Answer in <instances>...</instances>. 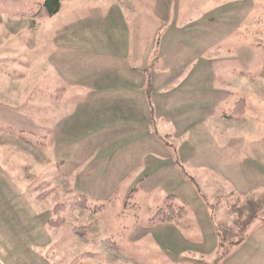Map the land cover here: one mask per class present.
Listing matches in <instances>:
<instances>
[{"label": "rangeland", "instance_id": "374dc122", "mask_svg": "<svg viewBox=\"0 0 264 264\" xmlns=\"http://www.w3.org/2000/svg\"><path fill=\"white\" fill-rule=\"evenodd\" d=\"M44 2L0 0V264H264V0Z\"/></svg>", "mask_w": 264, "mask_h": 264}, {"label": "trees", "instance_id": "16d2710c", "mask_svg": "<svg viewBox=\"0 0 264 264\" xmlns=\"http://www.w3.org/2000/svg\"><path fill=\"white\" fill-rule=\"evenodd\" d=\"M45 5L49 7V13L54 14L56 13L60 7H61V0H45L44 2ZM150 86L148 85V90ZM246 101L245 99H239L236 101V106L233 109V113L231 115H226L228 117H234L236 115L243 114L246 112ZM45 138V136H43ZM76 197V200H74L73 207L80 208V209H90V201L86 195L76 193L74 194ZM176 195H169L166 197L163 205L157 210V212L154 214V216L151 218L152 222H156L157 220L161 221H173L175 220L178 216H181L184 214L187 210L184 206L181 207H175ZM171 200V202H168ZM64 207V204H58L54 208V212L59 213L62 208ZM171 208V209H170ZM62 212V211H61ZM60 212V213H61ZM65 222V219L60 216L57 219H50V223L54 226H60ZM239 242V241H238Z\"/></svg>", "mask_w": 264, "mask_h": 264}, {"label": "crops", "instance_id": "0c3cea01", "mask_svg": "<svg viewBox=\"0 0 264 264\" xmlns=\"http://www.w3.org/2000/svg\"><path fill=\"white\" fill-rule=\"evenodd\" d=\"M161 139V138H160ZM172 222V221H171Z\"/></svg>", "mask_w": 264, "mask_h": 264}]
</instances>
